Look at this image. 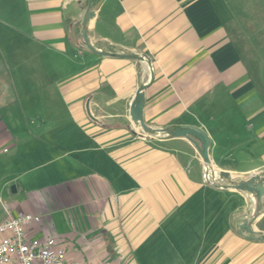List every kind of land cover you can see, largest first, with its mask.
I'll return each instance as SVG.
<instances>
[{
    "label": "crops",
    "instance_id": "1",
    "mask_svg": "<svg viewBox=\"0 0 264 264\" xmlns=\"http://www.w3.org/2000/svg\"><path fill=\"white\" fill-rule=\"evenodd\" d=\"M87 4L0 0L1 195L16 184L4 202L13 214L44 213L80 264H264V241L237 232L252 196L206 184L192 142L150 136L131 120L146 65L85 48ZM93 8V42L154 62L150 126L204 128L216 173L264 169V0H94Z\"/></svg>",
    "mask_w": 264,
    "mask_h": 264
},
{
    "label": "water",
    "instance_id": "2",
    "mask_svg": "<svg viewBox=\"0 0 264 264\" xmlns=\"http://www.w3.org/2000/svg\"><path fill=\"white\" fill-rule=\"evenodd\" d=\"M94 0H88L87 9L81 22L82 36L85 48L95 54L127 58L144 62L148 71V77L138 87L130 105V118L145 134L157 138H186L192 142L204 161V181L206 184L217 188H233L247 192L254 199L253 210H247L244 217L237 224V232L249 240L264 241V232L256 228V221L264 210V169L234 177L231 172L221 170L216 173L210 158L211 138L209 133L196 125H182L180 127H153L150 126L144 116L146 106V90L155 79V67L151 56L145 52L133 50L125 46L110 45L93 42L89 34V23L95 17L93 8ZM87 111L94 120L89 103ZM160 133V135H158ZM222 180L223 183L218 181Z\"/></svg>",
    "mask_w": 264,
    "mask_h": 264
},
{
    "label": "built area",
    "instance_id": "3",
    "mask_svg": "<svg viewBox=\"0 0 264 264\" xmlns=\"http://www.w3.org/2000/svg\"><path fill=\"white\" fill-rule=\"evenodd\" d=\"M56 186L47 188L53 193ZM7 217L0 222V264H80L67 257L66 247L44 225V213L13 214L0 193Z\"/></svg>",
    "mask_w": 264,
    "mask_h": 264
},
{
    "label": "rangeland",
    "instance_id": "4",
    "mask_svg": "<svg viewBox=\"0 0 264 264\" xmlns=\"http://www.w3.org/2000/svg\"><path fill=\"white\" fill-rule=\"evenodd\" d=\"M82 43L84 44V41H83V39H82ZM22 172V171H21ZM21 172H19V173H21ZM218 173V172H217ZM21 181H23L24 182V178L21 180ZM220 181V180H219ZM16 184H12L11 186H10V190H8V192H6V191H2V195L3 196H6V197H8L10 194H11V192L13 191V186H15ZM39 190V189H38ZM36 191V190H35ZM6 193V194H5ZM4 198V197H3ZM5 199V198H4ZM10 204V203H9ZM11 205V204H10Z\"/></svg>",
    "mask_w": 264,
    "mask_h": 264
},
{
    "label": "trees",
    "instance_id": "5",
    "mask_svg": "<svg viewBox=\"0 0 264 264\" xmlns=\"http://www.w3.org/2000/svg\"><path fill=\"white\" fill-rule=\"evenodd\" d=\"M259 226L264 229V217L259 221Z\"/></svg>",
    "mask_w": 264,
    "mask_h": 264
},
{
    "label": "bare ground",
    "instance_id": "6",
    "mask_svg": "<svg viewBox=\"0 0 264 264\" xmlns=\"http://www.w3.org/2000/svg\"><path fill=\"white\" fill-rule=\"evenodd\" d=\"M158 135H160V133H158Z\"/></svg>",
    "mask_w": 264,
    "mask_h": 264
}]
</instances>
